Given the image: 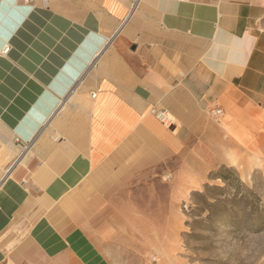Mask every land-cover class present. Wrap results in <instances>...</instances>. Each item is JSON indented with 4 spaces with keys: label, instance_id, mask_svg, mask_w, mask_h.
Here are the masks:
<instances>
[{
    "label": "crops",
    "instance_id": "1",
    "mask_svg": "<svg viewBox=\"0 0 264 264\" xmlns=\"http://www.w3.org/2000/svg\"><path fill=\"white\" fill-rule=\"evenodd\" d=\"M5 45L0 264H114L264 137V0H0Z\"/></svg>",
    "mask_w": 264,
    "mask_h": 264
},
{
    "label": "rangeland",
    "instance_id": "2",
    "mask_svg": "<svg viewBox=\"0 0 264 264\" xmlns=\"http://www.w3.org/2000/svg\"><path fill=\"white\" fill-rule=\"evenodd\" d=\"M206 159L212 170L178 206L143 205L152 211L124 222L114 264H264V137L229 165Z\"/></svg>",
    "mask_w": 264,
    "mask_h": 264
},
{
    "label": "built area",
    "instance_id": "3",
    "mask_svg": "<svg viewBox=\"0 0 264 264\" xmlns=\"http://www.w3.org/2000/svg\"><path fill=\"white\" fill-rule=\"evenodd\" d=\"M137 1V0H136ZM182 2H186L188 0H180ZM11 50V47L9 45H5L4 48L0 51V54L1 55H7L9 54ZM96 95H93V98H95ZM224 114L223 110L221 109H215L211 112V115L214 117V118H220L222 117ZM157 118L166 126H171L172 123H173V119L172 117L165 111H162V112H158L156 114ZM24 150H28V146L27 147H24Z\"/></svg>",
    "mask_w": 264,
    "mask_h": 264
}]
</instances>
